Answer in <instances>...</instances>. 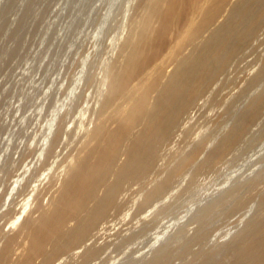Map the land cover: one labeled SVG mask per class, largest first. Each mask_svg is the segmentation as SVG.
Here are the masks:
<instances>
[{"label": "clouds", "instance_id": "9594fccd", "mask_svg": "<svg viewBox=\"0 0 264 264\" xmlns=\"http://www.w3.org/2000/svg\"><path fill=\"white\" fill-rule=\"evenodd\" d=\"M167 8L168 0H50L39 40L0 75V253L9 243V264H85L104 245L91 264H156L165 255L168 264H199L202 251L264 216V109L248 123L222 122L230 104L242 116L264 105V28L221 54L169 131L156 127L157 97L210 32L200 34L202 16L190 18L150 60ZM98 150L108 153L99 164ZM84 181L94 192L88 209L111 199L107 218L83 241L39 254L53 253L52 241L86 215ZM200 232L205 242L192 246Z\"/></svg>", "mask_w": 264, "mask_h": 264}, {"label": "bare ground", "instance_id": "6f19581e", "mask_svg": "<svg viewBox=\"0 0 264 264\" xmlns=\"http://www.w3.org/2000/svg\"><path fill=\"white\" fill-rule=\"evenodd\" d=\"M201 16L199 32L201 35L210 32V35L202 45L193 47L195 56L177 75L175 85L165 86L164 91L158 95L157 128L170 131L179 115L186 111L195 94L202 93L208 82L220 69L223 61L221 54L232 53L234 50L239 51L248 38L264 27V0H168V8L152 47L150 60L158 59L171 46L174 36L183 30L190 18ZM221 17H223V22L216 26ZM254 82L255 78L250 84ZM232 107L233 105L230 104L225 109L222 114V122L235 118L238 124L243 118L245 123H248L264 109V105H262L252 113L242 116L239 110L233 112ZM240 130L237 128V134ZM121 134L118 132L113 138L114 143L118 141ZM146 148L147 145H144L138 151L145 153ZM98 156V164L108 159V153L104 150H98ZM78 195L83 199L82 210L86 215L78 220L77 229L72 231L67 239H64L63 233H61L56 241H52L53 253L45 254L41 248L39 254L46 255V257L47 255H54L58 250H62L64 245H70L73 241H83L88 237L90 231L97 226L99 220L107 218L112 207L111 199H103L97 202L94 208L88 209L87 204L94 192L89 191L87 181L78 185ZM117 214H119V210ZM206 238L205 232L197 234L190 244L201 245ZM10 240L14 242L15 237L10 238ZM49 241L50 237L47 234L40 237L41 246L49 243ZM105 247L106 245L99 249L89 250L84 257L85 264L91 263L93 258H98ZM9 251L10 244L6 243L4 251L0 253V264H9L7 259ZM28 259L31 260V257ZM167 262V255H165L160 257L156 264H167ZM25 264H28V261H25ZM199 264H264V216L253 219L246 226L243 234L226 246L213 252H206Z\"/></svg>", "mask_w": 264, "mask_h": 264}, {"label": "rangeland", "instance_id": "374dc122", "mask_svg": "<svg viewBox=\"0 0 264 264\" xmlns=\"http://www.w3.org/2000/svg\"><path fill=\"white\" fill-rule=\"evenodd\" d=\"M68 2L71 6L72 4H75L77 0H68ZM49 3L50 0H4V2L0 4V75H4L6 70L11 69L12 62L14 60L22 59V48L23 52L26 53L28 48L33 46V42L39 40V36L36 32L38 31L41 18L46 12ZM12 17H16L14 25ZM50 41L51 36H49V39L45 41V48L48 47ZM55 53L56 49L55 46H53L52 54L54 55ZM10 75L11 71H9V77ZM7 82L8 80L6 79L5 83ZM0 88H3V84H0ZM10 92L11 89H9V93L5 94V96L9 95ZM2 103L3 101L0 100V105H2ZM201 233L203 232H200L199 234ZM133 235L135 236L137 234L134 233ZM127 239L131 238H126V241ZM204 242L205 240L201 243V245ZM195 245L196 244L192 246ZM121 246L122 244L117 245V247L114 248V251L118 250ZM215 250L216 249H208L207 251L205 250L204 253H200L199 255L201 256V259L199 262H201L203 257H205L206 252H213Z\"/></svg>", "mask_w": 264, "mask_h": 264}]
</instances>
